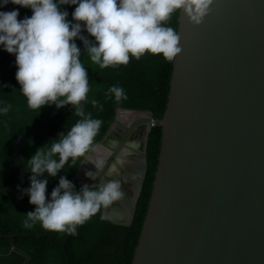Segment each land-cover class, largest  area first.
Segmentation results:
<instances>
[{
	"label": "water",
	"instance_id": "1",
	"mask_svg": "<svg viewBox=\"0 0 264 264\" xmlns=\"http://www.w3.org/2000/svg\"><path fill=\"white\" fill-rule=\"evenodd\" d=\"M177 32L182 52L173 61L168 103L159 120L161 152L133 264H264V0H213L199 25L180 10ZM82 34L87 36L86 28ZM80 49L87 69L90 57L83 42ZM5 55L0 45V72ZM84 110L92 114L89 93ZM123 112L131 113L129 122L141 118L126 125L117 111L105 137L78 168L76 179L83 185L99 183V177L85 175L96 171L86 159H103L100 178L115 179L122 170V152L130 148L131 128L153 117L148 111ZM79 119L56 133L28 132L16 139L18 179L0 189V203L30 183L27 143L57 139ZM117 130L118 145L107 144ZM152 130L148 123L142 160L131 159L142 167V175L122 172L134 185L132 199L122 185L127 216L111 215L115 203L103 209L114 224L131 225L147 173ZM15 237L6 236L11 248L0 255V264L30 263L12 245Z\"/></svg>",
	"mask_w": 264,
	"mask_h": 264
},
{
	"label": "clouds",
	"instance_id": "2",
	"mask_svg": "<svg viewBox=\"0 0 264 264\" xmlns=\"http://www.w3.org/2000/svg\"><path fill=\"white\" fill-rule=\"evenodd\" d=\"M10 2L32 10L22 20L19 9L0 11V45L15 55L16 80L29 108L71 105L80 117L50 146L37 149L28 159L25 168L31 173L30 186L21 191L35 210L26 213L23 227L31 229L39 222L46 231L75 236L78 226L125 196L119 179L100 178L104 160L99 158L85 160L96 168L85 175L92 180L99 177V183L77 190L66 176H60L50 199L47 195L48 179L42 177H56L70 159L75 164L93 150L103 123L85 114L90 83L76 40L83 42L86 54L100 68L127 65L132 57L139 60L146 53L162 54L171 62L182 52L181 36L166 22L181 10L199 25L210 13L213 0H2L0 7ZM68 4L77 5L72 12L74 22L61 8ZM85 28L94 39L82 34ZM107 94L117 102L127 99L118 85L111 86ZM92 104L96 106L97 101ZM10 108L6 105L0 112L7 114Z\"/></svg>",
	"mask_w": 264,
	"mask_h": 264
},
{
	"label": "trees",
	"instance_id": "3",
	"mask_svg": "<svg viewBox=\"0 0 264 264\" xmlns=\"http://www.w3.org/2000/svg\"><path fill=\"white\" fill-rule=\"evenodd\" d=\"M76 6H61L62 10L69 13L70 21H73L72 12ZM14 9H19L18 19L32 15L30 8L11 2L0 7V11ZM179 13L180 10H177L166 22L167 26L176 31ZM81 42L76 40L79 47ZM15 59L14 54L6 51L0 72V108L11 105L7 114L0 112V189L18 179L13 146L20 135L28 132L56 133L77 116L75 108L71 105L57 108L55 104H51L44 105L41 109L29 108L27 98L16 80ZM173 61H167L162 54L146 53L139 60L132 57L127 65L100 68L90 60L87 68L89 94L91 103L93 100L97 101L96 106L92 104L91 117L103 121L93 146L105 137L115 121L118 109L148 111L154 119H162L168 103ZM113 85L122 87L127 99L117 102L114 96L107 94ZM52 142L41 139L29 141L24 149L27 162L37 149L45 145L50 146ZM161 144L162 129L157 127L149 135L147 173L130 226L114 224L107 218L101 219L102 208L82 226H78V234L75 236L65 232L46 231L39 222L33 228L26 229L23 227V220L27 212L35 210V205L31 204L29 196L22 194L20 190L0 203V236H3L0 237V255L9 253L11 248V241L6 236H16L12 245L31 258L29 264H133L153 190ZM85 156L77 158L75 164L70 159L56 177L47 174L42 177L48 179L49 199L51 191L58 185L60 176H66L75 184L77 190L80 189L83 184L76 179V173ZM29 186L30 183L25 188Z\"/></svg>",
	"mask_w": 264,
	"mask_h": 264
},
{
	"label": "crops",
	"instance_id": "4",
	"mask_svg": "<svg viewBox=\"0 0 264 264\" xmlns=\"http://www.w3.org/2000/svg\"><path fill=\"white\" fill-rule=\"evenodd\" d=\"M120 114H118V120L119 122L126 124V125H130L134 120H139L141 118V116L137 117L134 116L135 119L130 121L128 124V117L129 115H131V113H124V109H118L117 110ZM124 113V114H123ZM126 114V115H125ZM148 122L149 120L146 122V124H142L143 121L138 122L136 124L133 125V127L131 128L132 134L130 135L129 139H128V143L130 144L128 149L125 148L124 152H122V158H121V165H122V170L118 171L115 175H117L115 177V179H119L121 181V185H125V188L127 190V193L129 195V197H127L128 199H132L131 197H133L134 194V185L131 184V181L128 180L124 175H123V170H126L128 172H131L130 174L133 175H137L138 177H140L142 175V167L135 161H132L131 159H134L136 161H141L142 160V155L139 154L141 153L140 151L144 150V145H145V140H146V136L148 133ZM120 131L117 130L115 131V133H113V135H111V137L107 140L108 143L112 146H117L118 145V140L117 138L119 137ZM129 165H132V168H129ZM124 187V186H123ZM123 200H118L116 202H114L115 204H113L112 209L111 210V215L117 219H124L127 216V211L129 212V208L127 205H125L123 203ZM116 205V206H114ZM104 209V208H103Z\"/></svg>",
	"mask_w": 264,
	"mask_h": 264
},
{
	"label": "built area",
	"instance_id": "5",
	"mask_svg": "<svg viewBox=\"0 0 264 264\" xmlns=\"http://www.w3.org/2000/svg\"><path fill=\"white\" fill-rule=\"evenodd\" d=\"M149 125H150V127H151L152 129H155V128H157V127L159 126V120H156V119H154V118H151V119L149 120Z\"/></svg>",
	"mask_w": 264,
	"mask_h": 264
},
{
	"label": "bare ground",
	"instance_id": "6",
	"mask_svg": "<svg viewBox=\"0 0 264 264\" xmlns=\"http://www.w3.org/2000/svg\"><path fill=\"white\" fill-rule=\"evenodd\" d=\"M124 114V113H123ZM126 115V114H125ZM138 117V116H137ZM135 121V120H134ZM128 124H129V121H128Z\"/></svg>",
	"mask_w": 264,
	"mask_h": 264
}]
</instances>
